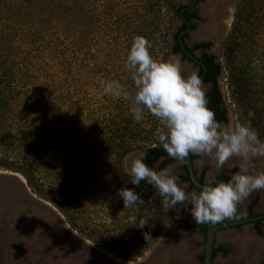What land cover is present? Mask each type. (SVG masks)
Here are the masks:
<instances>
[{
	"label": "rangeland",
	"instance_id": "rangeland-1",
	"mask_svg": "<svg viewBox=\"0 0 264 264\" xmlns=\"http://www.w3.org/2000/svg\"><path fill=\"white\" fill-rule=\"evenodd\" d=\"M186 2L187 0H173L175 7ZM84 8V100H81L84 101V168L87 171L92 165L100 163L102 178L113 175L115 168L112 156L108 153L109 157L102 149L105 138L109 137V130L118 123L120 128L126 127L128 131L124 139L130 151L123 157L121 167L130 178L126 162L131 157L142 155L148 146L159 144L157 131L162 125L147 111L141 121H135L129 103L107 95L104 92L105 83L117 80L134 91L131 74L125 65L136 35H143L151 42V53L154 57L168 59L178 56L183 74L188 75L196 71V68L171 51L178 20L175 14L170 13L166 4L151 9L147 0H87ZM199 13L202 20L197 23L186 41L191 45L207 40V51L214 55L221 66L217 86L227 111L223 124L250 121L260 140L264 141V0H203ZM210 24H213L215 30L208 33L205 30ZM236 78L243 79L242 91L236 87ZM242 92L243 101L240 100ZM77 105L83 107V104ZM114 149L115 147L112 152ZM253 162L264 163V155L260 154L259 146L250 164ZM177 163L179 164L178 161ZM177 163L168 167L175 175L184 172ZM204 163L210 165L206 174V180H209L218 169L215 162L208 158L200 162L195 160L196 169L199 170ZM228 163L236 164L240 170L239 158H232ZM0 174L15 175L13 171L2 166ZM140 187L153 194L155 192L152 186L144 182H141ZM28 188L26 184L22 185L15 179L8 185L11 194L18 192L15 194L18 200L24 194L40 206L46 204L55 208L54 212L50 207L44 206L58 223H62L67 233L103 255L106 264H145L148 261L153 264L164 253L167 255L164 254L163 264H200L202 248L198 245L203 243V236L188 227H181L182 218L177 219V213L173 209L167 211L163 206L160 235L151 245H145L144 239L132 241L136 240L138 230H141L138 227L131 229L133 235L120 239L119 225L117 227L115 224L122 221L128 225L129 217L119 210L109 209L110 203L106 198L97 201L95 198H87L84 211L75 210L71 216L85 235L78 232L51 202L37 196ZM261 193L264 195V191ZM113 205L116 204L112 202ZM4 208L0 210V264H53L48 255L29 258L25 250H21L18 257L8 259V254L12 251L8 239L11 236H24L26 231L16 228L17 220L10 215L6 206ZM122 218L124 219L121 220ZM229 233L264 239L254 235L250 226H243L238 232L234 229L220 230L216 235V244L225 245L228 253H217L213 264H264V251L257 254L255 262L250 261L239 249V243L227 236ZM171 244H178L177 247L186 246L185 256L180 258L174 255L176 252L172 249L176 247Z\"/></svg>",
	"mask_w": 264,
	"mask_h": 264
},
{
	"label": "trees",
	"instance_id": "trees-1",
	"mask_svg": "<svg viewBox=\"0 0 264 264\" xmlns=\"http://www.w3.org/2000/svg\"><path fill=\"white\" fill-rule=\"evenodd\" d=\"M86 1L0 0V166L21 174L29 189L51 202L78 232L85 234L71 217L75 210L84 211L89 197L95 201L107 199L109 209L129 218L135 215L137 222L140 217L147 220L148 225L138 230L132 241L144 239L145 245H151L161 232L163 205L158 197L153 199L150 191L127 183L130 178L121 167L130 151L124 139L128 135L126 127L120 128L118 123L112 126L102 149L112 156L113 175L102 178L100 163L87 171L84 168L81 100ZM164 4L172 15L177 14L173 0H147L151 9ZM176 36L174 33L173 40ZM171 51L180 52V48L172 46ZM211 59L204 56L202 60L213 74L203 81H214L220 74V64H213ZM243 86V79L236 78L237 89L242 91ZM206 96L208 106L220 119L219 95ZM146 151L150 161L169 156L159 144L148 146ZM173 160L169 156L162 166ZM122 187L134 188L144 202L124 208L117 195ZM129 224H115L119 225L121 240L132 234V228L137 229ZM144 232L151 234L148 241Z\"/></svg>",
	"mask_w": 264,
	"mask_h": 264
},
{
	"label": "clouds",
	"instance_id": "clouds-1",
	"mask_svg": "<svg viewBox=\"0 0 264 264\" xmlns=\"http://www.w3.org/2000/svg\"><path fill=\"white\" fill-rule=\"evenodd\" d=\"M151 48V42L145 36L133 38L125 67L131 74L134 91L117 80H109L104 92L128 102L135 121H141L146 111L157 119L162 125L157 131L159 145L170 157L182 161L189 154H197L213 160L218 170L230 159L239 158L240 170L227 181L206 183L198 192H188L174 172L155 170L143 156H135L130 158L127 183L139 187L144 181L151 185L155 189L153 199L161 198L167 211H176L177 219L185 210L189 211L195 224H219L234 219L238 207L254 191L264 190V169L253 172L250 165L257 154V146L264 155V141L260 140L250 121L227 125L218 121L208 106L206 88L199 73L183 74L178 56L156 58ZM117 195L123 200L124 208L144 202L131 187L118 189ZM129 223L140 229L148 225L143 217L137 222L135 215L129 218ZM150 237L149 232H144L145 240Z\"/></svg>",
	"mask_w": 264,
	"mask_h": 264
},
{
	"label": "water",
	"instance_id": "water-1",
	"mask_svg": "<svg viewBox=\"0 0 264 264\" xmlns=\"http://www.w3.org/2000/svg\"><path fill=\"white\" fill-rule=\"evenodd\" d=\"M179 43L182 53L185 54L190 64L199 65L205 70L204 65L183 47L180 40ZM184 162L191 183L196 189L200 190L203 185L196 180L190 154L184 159ZM126 166L129 170L130 160L126 162ZM14 179L11 176L0 174V210L5 209L4 206H6L10 215L17 220L16 228L23 229L26 232L24 236H11L8 239L9 245L12 247L9 246L12 251L9 249L8 259L18 257L21 254V250H25L29 258L38 257V255L44 257L48 255L52 260L50 262L53 264H106L103 255L67 233L62 227V223H58L55 217L44 208V204L40 206V204L31 201L30 198H26L24 194H21L23 197L18 200L15 197V194L18 193L16 191L14 192L15 194H11L8 185ZM15 181L17 180L15 179ZM26 187L28 188L27 184ZM246 221L248 219L221 226L207 223L201 264H212V249L218 228ZM145 264H151V262L149 263L148 261Z\"/></svg>",
	"mask_w": 264,
	"mask_h": 264
},
{
	"label": "flooded vegetation",
	"instance_id": "flooded-vegetation-1",
	"mask_svg": "<svg viewBox=\"0 0 264 264\" xmlns=\"http://www.w3.org/2000/svg\"><path fill=\"white\" fill-rule=\"evenodd\" d=\"M202 1L203 0H187L186 3L178 4L176 6V9H177L176 18L178 20V24H177L175 32H174L177 34V36L174 40L173 46L174 47L178 46L180 48V52H176L173 54H179V55H181V58L183 60L188 61L185 54L182 53L181 46L179 43V40H180L183 47H185V49L190 54H192L194 57H196L204 65L205 70L199 65H196V64L192 65L193 67L196 68V71L198 73H199L200 69L202 70L201 74H199V75L200 76L202 75L201 76L202 78H204V77L211 78L213 76V74L206 67V65L203 63L202 60H203L204 56H212L213 59H211V62L213 64H215L217 62L215 60L214 55L207 51V48L209 46L207 40H204V41L201 40V41L195 42L191 45H189L186 41L187 37L190 35V33L197 26V23H199V21L202 20V15L199 13V6L202 3ZM198 51L200 52L199 54L197 53ZM217 78L218 77H215L214 81H211V80L210 81H204V86L206 88V95H209V94L219 95V104H220L219 105V117H220V119H217V120L222 122V123H225L227 111H226L225 103L223 101L221 93H220L218 86H217ZM147 155H148L147 151H145L142 154V156L145 158L148 165L150 167L154 168L155 170L168 169L169 165H171L173 163H177V161H178L179 164L177 163V165H180L181 169L184 171L183 173H177L176 174L178 176V182L180 184H182L185 187L186 191H188V192H191L194 190L197 192L199 191L198 189H196L193 186V184L191 183V181L189 179L184 160L179 161L177 159H174L173 161L162 166L163 161L165 159H167L169 156H161L154 161H150ZM205 158L207 159V157H203V156H200L197 154H190V159L192 162V166H193V170H194L196 180L202 185H205L206 183L212 184V183L218 182L220 180L227 181L228 179H230V177L233 173L239 171V167L236 164H229V163L227 164V162H226L222 169L217 170V172L215 174H213V176L209 180H206L207 170L210 168V165L204 163L199 170H197L195 167V160H199V162H200V161L205 160ZM250 165L252 166L251 170H253V171H258V170L264 169V163H261V162L258 164L253 162ZM262 191H264V190L254 191L244 201L243 205L238 207V215L236 216V218L226 219L222 223L214 224L216 226H221L224 224L244 221V220L248 219V221H246V222H241L239 224L230 225L228 227H221V228H218L216 230L212 251L216 250L218 248H221V249L215 251L214 256L212 257V264H213V259L217 253H220L221 255H226L228 253V249L225 245H221V244L217 245L216 244V235H217V232L220 230L234 229L235 231L238 232V231L242 230L243 226H250V229L253 231L254 235L263 239V237H264V207H263L264 206V195H262V193H261ZM188 207L189 208L191 207L190 204L188 205ZM180 214H181V218H182L181 219V222H182L181 227L182 226L184 228L188 227L190 230H192V231L203 236V243L201 245L197 244L198 247L201 246V248H202V254L201 255L203 256V248H204V240H205L206 224L207 223L195 224V222L193 221L189 211H186V210L181 211ZM248 237H250V236H248ZM261 241H264V239ZM222 249L226 250L227 252L223 253L221 251ZM199 263L200 264L202 263L200 261V256H199Z\"/></svg>",
	"mask_w": 264,
	"mask_h": 264
},
{
	"label": "bare ground",
	"instance_id": "bare-ground-1",
	"mask_svg": "<svg viewBox=\"0 0 264 264\" xmlns=\"http://www.w3.org/2000/svg\"><path fill=\"white\" fill-rule=\"evenodd\" d=\"M222 10V9H221ZM220 11V10H219ZM220 13H222L220 11ZM223 14V13H222ZM221 14V15H222ZM220 15V14H219ZM217 15V16H219ZM216 16V17H217ZM215 17V18H216ZM219 21V20H218ZM217 22V21H216ZM213 23V22H212ZM218 23V22H217ZM210 30H215V28L213 27V24H210V26L207 27V29L205 31H208V33L210 32ZM253 171V170H252ZM6 172V171H5ZM255 172V171H253ZM12 173V172H10ZM15 172H13L14 174ZM5 175V174H3ZM10 176V175H8ZM12 178H15L19 183H21L22 185H25L24 184V178L22 176H20V174L18 173H15V175H11ZM41 201V200H40ZM46 205V204H44ZM47 207H50L49 205H46ZM51 208V207H50ZM52 211H56L55 208H51ZM57 213V212H56ZM57 215V214H56ZM227 236L233 238L237 243H239V249L241 250V252L252 262H255V257L257 256V254H259L260 252L262 253V251H264V241H261L259 239H256L255 237H248V236H243V235H235V234H231L229 233ZM226 236V237H227ZM87 243V242H86ZM178 245V244H177ZM177 245L173 244V246H175L176 248L175 249H172L173 252L175 251L176 253L174 255H178L180 258L184 257L185 256V249L184 247L186 246H180L181 247H177ZM89 246V244H88ZM172 246V244H171ZM172 246V247H173ZM170 248V247H169ZM170 250V251H172ZM171 253V252H170ZM165 254V253H164ZM164 254L162 255L163 257L161 258H158L156 257L157 261L153 262V264H163V258H164ZM167 255V254H165ZM161 256V254H160ZM166 257V256H165ZM178 257V258H179ZM257 258V257H256Z\"/></svg>",
	"mask_w": 264,
	"mask_h": 264
}]
</instances>
